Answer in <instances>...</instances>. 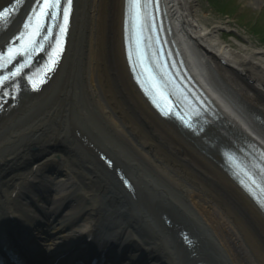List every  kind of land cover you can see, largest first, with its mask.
<instances>
[{"label": "bare ground", "instance_id": "obj_1", "mask_svg": "<svg viewBox=\"0 0 264 264\" xmlns=\"http://www.w3.org/2000/svg\"><path fill=\"white\" fill-rule=\"evenodd\" d=\"M11 1L0 0V8ZM33 1L29 0L23 14L12 22L9 30L0 34V47L19 31ZM165 2L171 38L178 52L196 80L214 99L222 120L230 127L215 125L210 116L211 129L196 135L160 116L134 81L127 59V0H78L72 45L64 65L42 91L23 93L20 105L24 103L26 108L25 102H47L50 97L47 93L59 89L54 86L63 79L69 68L67 61L71 59V74L59 89L62 96L37 116L30 129H25L31 132L28 138H25V130L13 132L10 139H23L0 156L1 240L15 241L18 247L31 246L43 252L56 253L73 246L85 251L108 250L114 246L147 261L158 259L162 264H216L206 255L200 232L195 228L192 231L165 204L153 209L163 216L162 233L153 228L149 233L133 212L125 213L118 220L113 217L115 209L123 213L129 209L136 211L126 203L131 193L123 184L119 169L130 173L120 160L122 152L129 155L135 165L150 164L162 176L163 182L146 169L149 183L155 184L151 191L164 189L167 195L168 192L177 193L178 188L189 201L179 198L182 205L194 207L195 213L213 228L234 264H264V212L221 164L223 148L240 142V137L254 140L264 148V128L243 105L264 102V47L246 41L241 35L226 39L224 23L212 19L198 0ZM74 105L80 111H85L86 106H95L99 116L115 133L98 126L101 136L105 134L107 142L119 147V153L111 145L107 148L99 145L91 131L73 122ZM14 112L12 107L6 110L0 125ZM87 119L97 124L93 117ZM82 146L88 148L86 162L82 160ZM102 152L116 159L115 168L101 160ZM57 153H61L62 162L57 161ZM30 155L34 161L44 159L36 171H32V178L29 172H22L25 168L20 165L16 169L20 171L14 170L17 162ZM91 157L116 180L113 182L93 167ZM50 160L54 167L51 173L45 174L46 179L41 180L48 186L42 192L35 194L32 187H9L18 176V181L25 178V183L37 179L38 171ZM90 165L91 172L87 169ZM81 179L87 182V187L81 186ZM171 184L174 187H170ZM29 191L47 213V217L42 216V223L45 226L56 224L52 234L41 228L36 230L39 211L27 200ZM43 194L47 201L39 198ZM106 198L112 200V207L108 206ZM114 202L117 204L113 205ZM61 211L66 214L54 220L55 214ZM146 223L154 224L149 220ZM186 230L191 232L193 245L187 244L182 236Z\"/></svg>", "mask_w": 264, "mask_h": 264}, {"label": "rangeland", "instance_id": "obj_2", "mask_svg": "<svg viewBox=\"0 0 264 264\" xmlns=\"http://www.w3.org/2000/svg\"><path fill=\"white\" fill-rule=\"evenodd\" d=\"M198 2L201 7H203V9L207 11L208 15L212 19L224 23L226 29H224L223 32L226 39L232 40L236 37H240L241 35V38L242 36H244L245 38L243 39H245L246 41L251 40L256 45L264 47V0H261L257 3H252L250 0H198ZM67 63L69 65L68 71L64 72L62 76L63 79L60 83H58V85L56 84L57 86L55 85L54 88L57 87L60 89L62 83L70 76L73 61L70 59L69 62L67 61ZM59 89L56 91H54V89L49 90L47 94L50 97L45 103H37V101H35L34 103L25 102L26 108L23 106L24 103L22 105H19V107L15 109V112L7 120H5L2 125H0V156L1 153L9 146L14 145L15 143H19L21 139H23H10L11 136L14 135L13 132L30 129L31 123L36 120L37 116L45 113L47 111L48 105H51L56 100H59L58 98L62 96L61 92H59ZM94 108H87L86 106L84 108L86 112L84 110H81L83 113L82 114L81 111L77 110L76 106L74 105V109L71 115L73 117V121L79 123L83 127L85 126L89 131H91L99 145L106 148L111 145V147L116 148L115 150H117V152L119 153V147H115V145L111 144L109 141L107 142L105 134L104 137L101 136L102 130L98 126H102L113 134L115 133L114 129L106 125V123L99 116L100 114L98 113V110ZM88 116L93 117L95 119L94 121H96L97 124L90 122L87 119ZM25 132L26 133L24 134L27 135L25 138H28L31 132H28V130H25ZM115 136L116 139H120L123 141L120 136ZM81 148L84 152L82 160L86 162L88 161L86 157L88 156V148H86L85 146H82ZM123 154L124 153L121 152L120 160L127 171H129L130 175L134 178L136 183V196L128 197L126 203L132 208H135L136 211L129 209L124 211L123 213V211L121 212V210L117 207L119 211L115 212L116 209L112 211L114 215L113 217L117 218L116 220H118L119 217H123L125 213L129 215L133 212V215H136L140 219L145 229L149 233L152 232V228L154 230L157 229L162 233L163 226L160 225V221H162L163 216L160 212L155 213L153 209H155L154 207L163 206L165 204L166 207L170 211H172L176 217L186 222V224L190 226L192 231L195 228L196 231L198 230L200 232L199 234L203 237L202 239L204 241L202 247L205 251H207L206 255H208L214 261V263L234 264L230 259V256L220 243L219 238L213 228L208 223H206L199 214L195 213L196 209L194 207L191 206L185 208L184 205H182L179 198H184L186 201L188 200L185 198V196L181 195L178 188L177 193L168 192L167 195L164 194V189H161L160 191L153 189V191H151L152 187H155V184L153 185L149 183L148 179L150 178V175L146 173V169L163 182L164 179L162 178V176L157 171L152 169V165L149 164L147 166L142 163V165L136 164V166L132 162V158L128 157L129 155ZM58 155H61V153H57V156ZM89 159L94 163L93 167H95L98 171L100 170L102 173H104V176L106 178L111 180L113 179V182L114 180H116L113 174L111 172H107L104 168H102L101 165L95 162L94 158L91 157ZM85 164L89 165L88 163ZM20 165L22 166L21 163ZM15 168L17 169L18 166L15 165L14 169ZM87 169H89V172H91V165ZM173 175L178 177L177 174L173 173ZM84 183L87 187V182L85 181ZM169 186L174 187L172 184ZM104 193L107 194L106 192ZM106 200L108 206L112 207V200L109 198H106ZM115 204L117 203L114 202L113 205ZM147 220L152 221V224L154 223L153 226L147 224Z\"/></svg>", "mask_w": 264, "mask_h": 264}, {"label": "snow or ice", "instance_id": "obj_3", "mask_svg": "<svg viewBox=\"0 0 264 264\" xmlns=\"http://www.w3.org/2000/svg\"><path fill=\"white\" fill-rule=\"evenodd\" d=\"M39 2V0H38ZM64 3L67 6V9H71L72 7V0H64ZM60 4H61V0H44V7L48 8L51 10V13L53 14V16H58L59 11H60ZM46 21H47V16H46ZM51 23L53 24V26H56V19L53 18ZM68 23V14L65 13L64 17H63V24H67ZM59 35H60V42L63 43L64 42V36H65V31L63 27H60L59 29ZM57 55H59V52L57 51L56 53ZM53 65L55 64V61L52 62ZM0 67H2V65H0ZM20 72V69H17V73Z\"/></svg>", "mask_w": 264, "mask_h": 264}, {"label": "water", "instance_id": "obj_4", "mask_svg": "<svg viewBox=\"0 0 264 264\" xmlns=\"http://www.w3.org/2000/svg\"><path fill=\"white\" fill-rule=\"evenodd\" d=\"M248 104L246 103V106H247ZM251 110V112L253 113V115H254V117L260 122V123H262V124H264V115L262 114V115H258V113L255 111V109H250Z\"/></svg>", "mask_w": 264, "mask_h": 264}]
</instances>
